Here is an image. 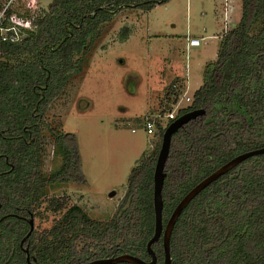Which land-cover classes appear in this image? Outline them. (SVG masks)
<instances>
[{"label":"trees","instance_id":"trees-1","mask_svg":"<svg viewBox=\"0 0 264 264\" xmlns=\"http://www.w3.org/2000/svg\"><path fill=\"white\" fill-rule=\"evenodd\" d=\"M168 1L52 0L21 44L3 45L0 264H85L121 254L150 261L152 177L165 129L160 124L157 148L131 171L123 203L109 222L93 220L73 205L49 229L39 234L33 229L22 246L21 240L47 186L84 181L73 135L46 127L51 102L82 72L85 55L117 13L150 11ZM175 84L168 91L174 103L180 95ZM192 99L177 117L206 113L172 136L162 191L164 225L195 185L236 156L264 147V0H241L240 21L223 35L217 59L206 64ZM43 127L63 154V165L49 177L41 173ZM64 205L47 202L54 213ZM152 250L162 264L161 241ZM170 255L171 264H264V154L241 162L187 205L172 230Z\"/></svg>","mask_w":264,"mask_h":264},{"label":"rangeland","instance_id":"rangeland-1","mask_svg":"<svg viewBox=\"0 0 264 264\" xmlns=\"http://www.w3.org/2000/svg\"><path fill=\"white\" fill-rule=\"evenodd\" d=\"M37 1L40 11L52 0ZM240 18V0H170L150 11L125 8L104 25L85 55L82 72L51 102L45 116L46 127L73 135L84 181L47 186L35 207L36 234L73 205L103 223L114 217L131 171L158 146L156 123L148 135L143 121L153 119L165 128L168 112L175 115L191 105L206 64L217 59L220 35L234 29ZM187 37L199 39L200 45L189 47ZM175 81L180 95L173 106L168 91ZM46 127L40 135L41 173L49 177L63 165V154ZM50 200L65 205L54 213L47 206Z\"/></svg>","mask_w":264,"mask_h":264},{"label":"water","instance_id":"water-1","mask_svg":"<svg viewBox=\"0 0 264 264\" xmlns=\"http://www.w3.org/2000/svg\"><path fill=\"white\" fill-rule=\"evenodd\" d=\"M205 110H193L189 111L183 115L178 116L173 121H171L163 131L161 144L156 156L154 170H153V189H152V206L154 212V229L152 237L148 240L146 244V250L150 257V261H144L138 257H135L131 254H121L115 257H110L106 259L94 260L85 264H156L157 258L155 253L152 250V245L161 240L162 249H163V263L162 264H171V255H170V238L172 230L182 211L187 207V205L206 187L218 180L224 174L228 173L230 170L235 168L241 162L257 155L264 154V147L256 149L250 152H246L236 156L231 159L216 171L211 173L208 177L204 178L199 182L195 187H193L177 204L170 217L168 218L166 224H163L162 221V211H163V198L162 191L164 187V181L166 178V173L164 171L165 165L169 156L170 146L172 136L177 133L184 125L189 123L192 120H195L198 117L205 115ZM114 193H110L109 197H112ZM29 231L25 237L21 240V246L27 240V238L32 233L33 227V217L30 216L28 220ZM26 253V260L29 261L28 248L24 249ZM35 264V263H32Z\"/></svg>","mask_w":264,"mask_h":264},{"label":"built area","instance_id":"built-area-1","mask_svg":"<svg viewBox=\"0 0 264 264\" xmlns=\"http://www.w3.org/2000/svg\"><path fill=\"white\" fill-rule=\"evenodd\" d=\"M38 12L37 0H0V57L3 45L21 44L29 32L34 30L32 21ZM187 42L189 47H198L200 45L199 39L195 38L187 37ZM173 88H179L178 84L173 85ZM171 97L173 98L172 104L174 106L177 101L174 103V97ZM185 101L189 102L190 98H185ZM178 111L175 115L173 112L166 114L168 124L177 118ZM155 123L156 126L157 124L162 126V123H158L153 119H145L143 121V128L148 135H153ZM134 132L135 130H132V133Z\"/></svg>","mask_w":264,"mask_h":264},{"label":"crops","instance_id":"crops-1","mask_svg":"<svg viewBox=\"0 0 264 264\" xmlns=\"http://www.w3.org/2000/svg\"><path fill=\"white\" fill-rule=\"evenodd\" d=\"M240 1H241V0H240ZM227 32H228V31H227ZM225 33H226V31H225L223 34L220 35V37H219V43H220V41H221V39H222V37H223V35H224ZM193 38H195V37H193ZM193 38H192V39H193ZM195 39H197V38H195ZM186 40H187V38H186Z\"/></svg>","mask_w":264,"mask_h":264},{"label":"flooded vegetation","instance_id":"flooded-vegetation-1","mask_svg":"<svg viewBox=\"0 0 264 264\" xmlns=\"http://www.w3.org/2000/svg\"><path fill=\"white\" fill-rule=\"evenodd\" d=\"M30 218V217H29ZM29 220V219H28ZM159 241H161V240H159Z\"/></svg>","mask_w":264,"mask_h":264}]
</instances>
